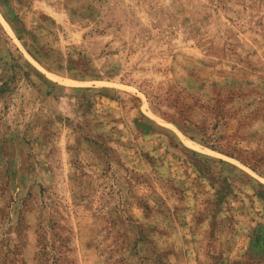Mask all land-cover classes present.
Listing matches in <instances>:
<instances>
[{"label": "rangeland", "instance_id": "1", "mask_svg": "<svg viewBox=\"0 0 264 264\" xmlns=\"http://www.w3.org/2000/svg\"><path fill=\"white\" fill-rule=\"evenodd\" d=\"M0 264H264V0H0Z\"/></svg>", "mask_w": 264, "mask_h": 264}]
</instances>
